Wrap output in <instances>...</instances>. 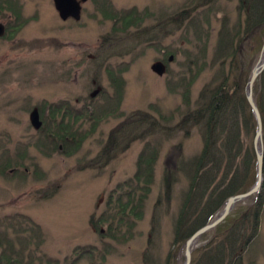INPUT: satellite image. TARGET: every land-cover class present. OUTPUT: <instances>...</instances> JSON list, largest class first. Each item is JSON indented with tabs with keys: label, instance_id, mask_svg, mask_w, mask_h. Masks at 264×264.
Returning <instances> with one entry per match:
<instances>
[{
	"label": "rangeland",
	"instance_id": "1",
	"mask_svg": "<svg viewBox=\"0 0 264 264\" xmlns=\"http://www.w3.org/2000/svg\"><path fill=\"white\" fill-rule=\"evenodd\" d=\"M199 2L208 5L199 12L198 33L190 21H167L180 9ZM238 3L85 0L79 19L63 20L53 0H0V22L6 27L0 37V165H8L4 173L0 171V264H144V253L166 264L172 248L173 222L188 181L183 179L172 186L167 203L162 184L164 157L168 151L174 154L179 143L185 161L197 156L203 143L200 130L195 127L188 136L172 131L168 139H160L163 143L157 145V159L148 180L152 184L145 191L141 215L125 221L119 240L102 237L99 230L104 234L107 226L103 224L97 230L90 221L110 209L108 198L113 204L118 198L114 191L118 184L133 176L143 139L133 141L127 149H118L102 168H95L98 163L93 160L109 132L127 116L124 125L128 127L131 117L138 113L154 119L152 113L158 116L155 111L160 109V114L169 118L166 124L174 128L185 110L195 108L204 88H217L230 79L231 69L222 67L215 44L225 23L232 28L238 23ZM129 9L144 13L139 27L115 24L114 19L123 14L127 15L124 24H133L135 15L127 12ZM245 25L242 18L241 29ZM238 60L230 64L235 67ZM157 62L163 66L161 73L152 68ZM116 77L123 81L119 94L113 85ZM234 77L232 74L230 79L233 83ZM52 103L73 107L93 103L95 119L82 115L75 126L81 131H95L71 153L61 151L60 144L57 150L49 148L51 141L39 130L43 120L53 123L56 112L54 116L45 115ZM41 106L45 112L41 113ZM34 111L38 113V127L31 121ZM242 122L244 152L249 143L254 149V137L246 136ZM134 124L131 132L139 134L141 128L136 129ZM242 152L237 168L244 159ZM89 162L95 167H89ZM259 191L239 202L224 218L220 234L212 229L202 235L190 264L201 263L203 255L213 253L220 243L227 254L224 264H264V201L256 217L258 222L242 218L245 211H252ZM159 198L164 206H157ZM153 221L158 226H152ZM239 234L240 240L231 249V241ZM36 235L41 238L38 243L30 240ZM83 245H94V258L81 256L85 252L82 248L76 254L81 257L74 256V250ZM180 253L182 264L183 247ZM211 256L209 260L214 262L215 252Z\"/></svg>",
	"mask_w": 264,
	"mask_h": 264
},
{
	"label": "trees",
	"instance_id": "2",
	"mask_svg": "<svg viewBox=\"0 0 264 264\" xmlns=\"http://www.w3.org/2000/svg\"><path fill=\"white\" fill-rule=\"evenodd\" d=\"M207 5L208 3L206 2L194 4L191 8L185 7L171 15L172 17L170 16L167 21H171L172 18L175 22L179 21L181 24L185 21H190L196 33H198V26L201 25L199 23V20H201L199 12ZM127 12H132L135 15L133 24L130 25L128 22L126 25L124 24V19L127 16L125 14L114 19L115 24L124 25V28H129L130 26L139 27L140 23L143 22L141 21V16L144 13L137 12L136 9H129ZM237 18L238 23L233 28L228 23H225V27L219 29L218 39L215 44L218 52L216 54L217 58L221 59L223 68L230 67V79H232L233 74L236 80L234 83L229 79L217 88H214V85H208L201 91L200 99L195 103V108L185 110L180 119L174 124V128H170L166 124V120L169 121V118L166 119L160 114V109L155 111L158 116L151 112L160 123L155 118L152 119L144 113H138L137 116L131 117V123L127 127V125H124L129 120L127 116L123 120L125 123L120 122L116 129L109 132L106 137L101 150L93 160L98 163L97 167L93 165V162L88 163L89 167L102 168L118 149H127L133 141L143 139V150L136 160L133 176L118 184L114 190L118 198L115 199L113 204L111 197L108 198L110 208L108 211L102 213L101 217H91L90 222L94 229L98 230L99 226L101 227L103 224L107 226L104 234L99 230L102 237L107 236L114 241L119 240L122 236L121 230L125 221L132 219L133 217L131 216L138 217L141 215L143 200L146 196L145 191L152 184V180H148L153 174V167L157 159V145L163 143L160 140L161 138L168 139L172 131H178V133L181 132L188 136L190 131L196 127L200 130L203 143L198 155L190 158L189 161H185L182 156V143L175 146L174 154L168 151L164 157L162 184L167 203L171 197L172 186L176 182L180 183L183 179H186V182L188 181L187 190L184 192L178 214L173 222L172 248L168 253L166 264L168 262L169 264H179L183 259V254L180 252L187 238L198 228L213 219L214 214L220 210L228 196L245 192L253 184L255 179L253 144H247L246 150L242 152L239 121L243 119L242 129L248 134L246 136L252 139L255 134V120L245 96V85L249 72L259 57L264 41V0H239ZM242 18L246 22L244 30L241 29ZM235 59L239 60L234 67L230 62ZM112 74L111 76L114 75ZM121 82L123 83L122 79L117 77L115 82H113L117 91L116 94L120 92L118 89L121 86ZM253 95L262 115L264 138V70L254 83ZM56 104H50L48 113L45 114L46 116H54V112H56L53 120L55 124H50L47 120H43L44 124L39 130L42 133L45 132V136L51 141L48 145L49 148L57 150L60 144L62 146L61 151H69L71 153L81 145L86 137L95 131L91 133H89L91 129L81 131L80 126H75L77 120L79 121L82 115L95 119L96 112L95 114L93 113V103L74 107L69 105V103H64L62 106H59V103ZM40 108L41 113L45 112L42 109L44 106ZM133 123H135L134 127L136 129L141 128L140 132H138L139 134L131 132L132 130L130 129H132ZM153 136L158 139L155 140L152 138ZM148 138L150 140L145 141ZM159 140L160 142L158 143ZM241 152L246 156L244 155V159H241L237 168L235 164L238 163ZM5 166L7 167L8 165ZM5 166L0 165L1 172L4 171ZM146 182L149 184L146 185ZM137 192L139 193L138 195ZM256 196L252 211H245L242 214V218H245L248 222L252 220V223L253 221L255 223L258 222L256 217L260 214L258 212L259 207L264 201V181L261 191ZM158 201L160 203L157 206L161 204L162 198H159ZM161 205L164 206V203ZM223 224L225 223L222 222L217 225L212 232H216L217 235L220 234L222 232L220 227ZM155 225L158 226V222L153 221L152 226ZM233 226L234 223L230 225L231 228ZM34 237L30 240L37 243L40 242L41 238L39 235ZM202 238L203 236L201 240ZM240 238V234L238 236L235 235L230 243L231 249H234L235 242L237 239L240 240ZM2 241L0 239V242ZM203 246L206 247L207 243ZM81 248L85 251L81 256L94 258V245L93 247L90 245L77 247L73 252L74 256H76L78 251L80 252ZM198 249L195 247L192 250V254ZM5 250L8 251L7 247ZM214 252V262H211L209 258L214 255ZM214 252H209L210 254L206 256L203 255V260L199 264H224V258L227 255L225 253V245L223 243L218 244ZM81 256H76V258ZM142 260L144 264H160L159 261L153 259L151 253H144ZM192 260L193 258L191 262Z\"/></svg>",
	"mask_w": 264,
	"mask_h": 264
},
{
	"label": "water",
	"instance_id": "3",
	"mask_svg": "<svg viewBox=\"0 0 264 264\" xmlns=\"http://www.w3.org/2000/svg\"><path fill=\"white\" fill-rule=\"evenodd\" d=\"M55 8L58 12V15L66 20L69 17L74 18L75 20L79 19L81 16V2L85 0H53ZM0 32L3 33V26L0 24ZM152 68L157 72L161 73L163 66L161 63L157 62L153 64ZM264 70V43L259 55V59L252 68L249 77L247 79L245 85V96L250 105L251 111L253 113L255 119V134L253 138L254 149L256 154V171H255V182L250 186V188L226 198L223 202V207L221 210L215 215V217L198 228L191 236L187 238V240L183 244L184 248V261L182 264H190L191 263V255L193 247L196 245L197 241L201 238V236L209 230L214 229L218 224H220L224 218L236 207L239 202H242L259 191L262 185V181L264 179L263 176V157H264V146H263V125L262 118L257 106V102L253 96V84L255 83L258 76ZM34 115H31V121L35 124L36 127L39 126L40 122H37L38 113L36 111L33 112Z\"/></svg>",
	"mask_w": 264,
	"mask_h": 264
},
{
	"label": "flooded vegetation",
	"instance_id": "4",
	"mask_svg": "<svg viewBox=\"0 0 264 264\" xmlns=\"http://www.w3.org/2000/svg\"><path fill=\"white\" fill-rule=\"evenodd\" d=\"M70 19H72V18H70ZM0 24L3 26V33L1 34V32H0V37H2L3 35H4V33H5V29H4V27H5V24H3V23H1L0 22ZM6 28V27H5ZM8 36V35H7Z\"/></svg>",
	"mask_w": 264,
	"mask_h": 264
}]
</instances>
